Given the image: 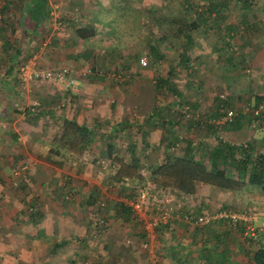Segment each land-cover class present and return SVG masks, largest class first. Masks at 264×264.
Instances as JSON below:
<instances>
[{
    "label": "crops",
    "instance_id": "0c3cea01",
    "mask_svg": "<svg viewBox=\"0 0 264 264\" xmlns=\"http://www.w3.org/2000/svg\"><path fill=\"white\" fill-rule=\"evenodd\" d=\"M3 1V10H0V162L10 163L11 157L8 155L14 154L21 159V170H28H25L24 174L17 171L13 177L4 174L3 180H0V264H81L76 262L80 256L82 260L86 259L85 264H87L86 257L92 250L91 234L88 233L90 230L87 226L93 217L92 215L87 217V212L81 216L82 213L78 210L81 209V205L86 211L97 209V195L103 198L104 190L100 179L102 174L100 176V173H96L97 171L87 166H79L81 157L78 158L79 160L74 158L70 162L66 161L64 166L61 162L64 156L53 154L52 141L56 140L61 133L63 117L97 130L104 124L108 126L112 124L113 121L111 122L108 118L114 119L119 114L116 102H119L121 98L117 95L119 93L117 87L107 79L100 81L95 76L86 77L81 73L82 68L86 66L80 67V65L87 62L89 58L96 57L99 50L107 55L108 50L101 47L106 39L109 43L117 42V38L122 36V41L127 42L122 34L124 25L122 22L125 21V17L120 15L123 14L122 12L129 14L132 20L128 22L129 28H138L139 22L134 16L136 13L139 14V10L131 4L132 0H42L39 8L48 11L50 16L35 24L27 11L32 0ZM126 7L128 9L123 10ZM32 8L35 7L32 6ZM244 10L241 13V21L221 23L218 24L219 27L216 26L204 33L207 36L216 35V38H212L213 42H209L214 48L222 42L235 38H237L236 43H240V40L249 42L251 46L249 51L244 50L239 59L230 54V59L226 60L233 64L234 61H239V67L249 65L251 78L249 92L255 95L256 102L260 101L264 104V6L249 5ZM231 23L232 26L229 25ZM128 26L126 25L127 28ZM76 27L92 32L78 36ZM219 29L221 33L209 34L212 30L217 32ZM229 32L232 35L237 34L230 38ZM124 43L116 44L125 45ZM214 48L210 50L217 51L218 48ZM108 53L113 59L117 57L122 61L128 60L126 56L114 55L111 51ZM122 55L126 54L122 52ZM33 57L37 58L40 65L44 67L57 69L67 66L72 71L77 85L75 91L71 93L73 100L67 102L64 108H60L62 96L50 83L36 82L27 87L20 85L16 73L17 66ZM222 59L220 58V61ZM207 66L209 67V64L206 62L203 66L205 74L208 71ZM217 66L215 64L213 69ZM90 68L93 67L90 66ZM229 68L227 70H230ZM230 72H222L227 82L224 87L234 85L237 83L236 77L244 76L232 70ZM117 73L119 77L124 74L121 70ZM244 73L247 74V72ZM253 75L257 80L253 78ZM234 78L235 81H232ZM117 80L120 82L121 79ZM212 88L215 87L203 83L200 90L203 94L210 95ZM111 96H114L116 100ZM227 97L220 98L219 101H226L228 107L235 109L240 105L236 101V95ZM247 97L249 94L246 93L245 99ZM243 98L239 99L243 100ZM140 100L141 97L138 101ZM37 106L40 112L34 114L31 110ZM239 108L241 110L242 106L240 105ZM239 114L240 112L237 115ZM242 131L241 127L236 126L232 130H219L217 133L220 138L229 143L246 144L247 142L244 143L239 135ZM228 132L231 135L226 138L223 133ZM58 155L60 160L53 158ZM74 155L78 157L81 154ZM82 157H84L83 153ZM24 162L26 165H23ZM65 173L72 176V178L68 177L73 180L70 187L77 194L74 203L69 204L68 208L66 203L62 206L65 207L64 209L59 206L62 203L53 193L68 190V185L64 184L62 178ZM17 185L20 187L17 188ZM107 194L106 192L105 195ZM31 198L35 204L37 203L41 213V219L36 223L29 220L23 205L24 201H29ZM70 212L76 214L77 218H71ZM110 213L109 210L104 209L103 221L115 220L113 217H116V214ZM185 232V228L179 226L176 236H173L174 239L184 238ZM106 235L109 236V233ZM171 248L174 250L176 246L161 247V252L164 254L162 253L163 255L159 258L157 256L159 261L157 264H175L177 259L184 263L188 251L181 250L184 254L173 260L170 257ZM7 250L17 254L16 260L13 259L15 256L12 257L13 260H10L11 256L7 253L2 255L1 252H7ZM227 264L241 263L231 258Z\"/></svg>",
    "mask_w": 264,
    "mask_h": 264
},
{
    "label": "rangeland",
    "instance_id": "374dc122",
    "mask_svg": "<svg viewBox=\"0 0 264 264\" xmlns=\"http://www.w3.org/2000/svg\"><path fill=\"white\" fill-rule=\"evenodd\" d=\"M221 1L222 0H132L131 4L139 10V14L136 13L134 16L136 17V21L139 22V27L134 29L129 28L128 24L130 23L128 22H132L131 18H129L130 15L120 11L123 13L120 16L125 17V21L122 22L124 24L122 27V34L124 40L126 38L127 42L124 43L122 41V36H120L117 38V42L111 41V43H109L106 39L104 44L101 45V47L103 46L106 48L105 50L113 52L114 55L120 54L121 56H126L128 60L122 61L117 57V59H113L108 51L106 52L107 55H105V52H100L101 50H99L96 57L93 59L89 58V61L87 60V62L80 65V67H94L95 70L91 68V72L87 74L86 77L95 76L98 77L100 81H104L105 79L109 80L112 85L117 87L119 91L117 95L121 100L116 102V105L118 104L119 114L114 119L108 118L111 122L113 121L112 124L109 126L104 124L95 131L98 137L88 149L83 151L84 157H82V154L75 157V155L69 152L62 153L64 158L61 159V162L64 166L66 161L70 162L74 160V158L78 159L81 157L79 166H87L89 169L97 171L96 173H100V176L102 174L100 179L102 180L101 184L104 190L102 197L105 201V206L97 210L86 211L81 205V209L78 210L79 213H82V216L87 212V217L91 215L93 217L95 212H102L103 215L104 209H106L111 212L110 214L113 212V214H116V203L123 202L128 206V202L138 200L139 193L142 190L150 195L148 198V200H150L148 201V219L137 216L138 214L136 215L135 212L130 209V214L124 215L123 217L116 215V217H113L115 220L111 221L106 219L104 224L98 228L93 223V220L89 218L91 222L88 224L87 228L90 230L88 233L91 234L90 241L92 243L90 246H92V250L90 255L86 257L87 264H157L159 262L158 258L163 255L161 253V247L171 246L170 241L173 235L166 232V237L158 236L157 239V236H155L153 239H149L152 248L151 250H145L142 246V243L146 241V238L143 237L146 232H144L145 225L147 222H151L150 220H152V218L157 217L159 211H166L168 207L169 211L176 208L174 213L171 214H178L179 212L177 216L179 218L182 208H180V205L190 207L191 210L198 212V214L204 213L210 214L211 216L235 214L241 218L244 223V231L242 235L237 233V242L234 243V241H232V245L227 247L230 252V259L232 258L235 261H239L246 257L243 247L241 249L237 247L239 244H242V239L245 234H252L253 236L259 235L264 242V189L247 184L239 191H228L201 183L195 195L180 198L178 197V193L173 190L169 192L168 189H157L153 187L148 178L149 165L161 162L167 154L181 155L186 141L190 140L194 142L195 147L200 143H208L214 136L213 132H209L204 126L199 128L194 123H192V126H189V121L182 118L179 124H176L172 129L178 136V139L175 141L174 145L169 146L160 143V137L166 134V130H164L161 123L156 124L154 127L142 126L144 117L151 111L150 108L152 104L155 103L160 106L165 103L172 104L176 101V98L172 97V95L156 94L154 88L155 79L158 76H165L170 65L174 66V80L182 92L183 100H191L198 104V107L193 109L198 119L206 120L208 117V111L206 110L217 108L219 99H223L220 95L225 96V98L226 96L235 97L236 95V101H238L241 106L243 104L253 105L256 103L255 95L249 92V81L251 79L249 77V65L247 66L246 64L239 67V61H234L238 67H233V63H228L226 60L228 58L230 59L229 55L210 50V48L214 47H212L209 42H213L212 38H216V35L207 36L200 27L197 30L189 32L192 36L193 44L189 47L186 44L187 40H185L184 34L187 24L199 20V13L203 10L207 12V6L211 8V4L221 3ZM250 1L253 7L264 6V0ZM241 2L242 0H226L228 7L225 4H222L224 6H219V8L223 10L224 16L221 18L217 17L216 21L223 24L226 22L241 21L240 17L242 16V11H245L244 8L246 9L249 7H245ZM186 4H188V7H186ZM126 9L128 8L126 7L123 10ZM213 11L217 13L215 10H212V12ZM247 12L249 13V9ZM215 13H212V18L215 16ZM131 15L133 16V13H131ZM212 18L209 20L210 23L213 21ZM216 33H221V29L217 32L212 30L209 34L212 35ZM236 34L237 33H234L233 35L235 36ZM231 37L232 36H230V38ZM235 39L230 40V42L232 46H237V51L234 55L239 59L243 51H249L251 46L249 42H241V40L240 43H236ZM116 43H124L125 45ZM151 44L158 48L157 55L150 53ZM183 46L186 47L185 49L189 48L190 69H188V71L178 63V55L184 50ZM118 47H120V49ZM254 47L255 46H253V48ZM216 48H218V46ZM223 49H226V47H223ZM253 51H255V48ZM122 52L126 55H122ZM247 55L249 56V54ZM142 57L146 61L145 65L140 62V58ZM220 58L223 59L220 61ZM206 62L209 64V67L207 66L208 71L205 74L203 66ZM215 64L218 66L216 69H213ZM228 67H230V70H227ZM115 69L121 70L124 74H122L121 77H117ZM231 70L232 72L244 76L236 77L237 83L234 85L230 84L229 87H224L227 82L225 77L222 76V72L231 73ZM244 72H247V74ZM253 78L257 80L254 75ZM117 79H121L120 82H118L119 80ZM232 81H235V78L232 79ZM219 82H221L220 85ZM203 83L215 87L211 89L210 95L203 94L200 90V88L203 87ZM20 85L22 84L20 83ZM246 93L249 94V97L245 99ZM140 97L141 100L138 101ZM111 98L115 99L114 96H111ZM228 98L229 97H227V99ZM239 98H243V100ZM240 105L236 107L237 112H240ZM250 122V119L245 121L242 120L241 128L243 131L239 133V135L244 143L252 142L254 144V149L264 153V123L259 122V125H251L252 123ZM140 124L142 129L139 128ZM215 134L219 135L217 131ZM223 135L229 138L231 133H223ZM109 145H113L111 151L114 152L116 156L126 161H130V153L134 152L137 155L140 160L138 163L139 171L144 176L142 181L135 179L132 182L124 184L123 187L112 185L111 179L113 178V172L116 170V167L109 165L110 161L107 156L109 153ZM199 155L195 156L201 159L202 157ZM8 156L11 157L10 163H4V161L0 162V180H3L4 174L13 177L17 171L24 174V171L28 170H21V159L19 156L14 154H9ZM53 158L60 160L59 155L57 157L53 156ZM23 165H26V162H24ZM67 165H69V163H67ZM68 177L72 178L69 173H65L62 176L63 182L66 181L67 183L65 185H68L69 182L71 184L73 181ZM133 189L134 192H132ZM106 192L108 193L107 196L105 195ZM20 193L22 194L21 191ZM60 194L61 192L59 191L57 197L58 201L62 203L59 204L60 207L68 203L66 206V208H68L69 204L74 203L75 193L72 194L74 197H71L72 199L69 198L67 201H62ZM165 197H167L168 200H166ZM157 198H160L161 201L157 202ZM179 198L180 201H178ZM156 202L160 204L159 207H157ZM32 204H34L33 201L29 202L26 200L23 202V205H26L28 209H31ZM62 208L65 209V207ZM25 214H29L28 210ZM69 215H71V218H77L76 214L72 212H70ZM124 218H126V220ZM132 218H134V220H132ZM205 228L206 227H203L201 229L207 233L206 230L209 229ZM107 233H109V236L106 235ZM110 234L112 236H110ZM188 237L190 238L189 235L180 238L186 248L190 247L187 245L189 243ZM191 245H193V251L189 253L190 256H188V254L186 255L184 263L179 262L177 259L175 264H200L197 258L199 252L197 242L191 243ZM170 251L171 255H174L178 250H173L171 248ZM8 255L11 256L10 260H16L17 254L14 252H10ZM13 256H15V258L12 259ZM164 259H166V257H164ZM230 259H228V261ZM83 260L80 256L79 260L75 261L85 264L86 259L83 258ZM221 263L227 264L228 262Z\"/></svg>",
    "mask_w": 264,
    "mask_h": 264
},
{
    "label": "trees",
    "instance_id": "16d2710c",
    "mask_svg": "<svg viewBox=\"0 0 264 264\" xmlns=\"http://www.w3.org/2000/svg\"><path fill=\"white\" fill-rule=\"evenodd\" d=\"M41 1L42 0H32V4H29L27 8L28 16L35 22V24L39 21L47 19L50 16L48 11H44L42 8H39ZM241 3L244 6L252 4L250 0H242ZM222 4L227 6L226 0H222L221 3L211 4V8L207 6V12H204L203 10L199 13V20L187 24L184 35L185 40H187L186 44L188 47L193 44L192 36L189 33L190 31L192 32L200 27L203 31H210L216 26L219 27L218 24L221 23H218L216 19L217 17L221 18L224 16L223 10L219 8ZM32 6L35 8H32ZM186 7H188V4H186ZM212 10H215L217 13L214 11L212 12ZM212 13H215L213 18L211 16ZM210 18L213 20L211 23L209 21ZM232 23L229 25L232 26ZM75 31L78 36H83L87 32H92L91 30L79 27H76ZM228 35L232 37L234 36L230 32ZM228 41L222 42L218 46L217 53L222 52L229 56L230 54L234 55L236 53L237 46H232L230 40ZM223 47H226V49H223ZM185 48L186 47L183 46L184 50H182L178 55V63L188 71V69H190V56L188 54L189 48ZM150 53L153 55L158 54V48L153 44L150 45ZM27 60L28 59L24 62ZM21 64L17 66V74ZM233 65L237 67L235 63ZM85 68H87V66ZM93 70H95L94 67ZM117 71L119 70L115 69V72ZM174 77V66L170 65L165 76H158L155 79L154 88L156 94H164L167 96L172 95V97L176 98L175 103H165L160 106L154 103L149 114L144 117L142 126L154 127L156 124L161 123L164 130H166V134L160 137V143L162 145L166 144L169 146L174 145L175 141L178 139V136L172 129L176 124H179L182 118L189 121V126H192V123L196 124L199 128L204 126L209 132H213L214 136L208 143H200L195 147L194 142L188 140L186 141L181 155L177 156L167 154L161 162L149 165L148 178L149 182L152 183V186L157 189H168L169 192L170 190H173L178 193V197L180 198L181 196L195 195L198 189L197 186L201 183L228 191H239L247 184L264 189V153L254 149V144L252 142L246 144H232L224 141L219 137V135L215 134L216 131L219 130H232L236 128V126L237 128L242 127V120L245 121L250 119V123H252L251 125H259V122L264 123V112L260 115L240 113L225 124H217L214 120L218 119L222 115L223 108L228 107V103L226 101H219L220 105H218L216 109L206 110L208 111V117L206 120L198 119L193 110L198 107V104L191 100H183L182 92L177 86ZM72 100L73 99H71V101ZM259 103L261 102L257 101L253 105H258ZM65 105L60 104V108H64ZM31 111L34 112V114H39L40 112L38 110V106ZM15 112H18V110H15ZM139 128L142 129L141 124ZM95 131V128L93 130L86 125L77 123L73 119L63 117L61 133L57 139L55 138L56 140L52 141L53 154L62 155L64 152H69L72 155L82 154L83 151L88 149V147L96 141L98 135ZM112 149L113 145H109V153L107 154L109 157L108 160L110 161L109 165L116 167V170L113 172V178L111 179L112 185H119L123 187L124 184L132 182L135 179L142 181L144 176L139 171L138 163L140 160L133 150V153H130V161H126L116 156V154L111 151ZM61 150H63V152H60ZM195 155H199L202 158H196ZM64 184H67L66 181H64ZM19 185L22 186L21 184ZM19 185H17V187H20ZM132 192H134V189ZM61 193L62 201H67L69 198L74 197L72 195L74 193V195L77 194L76 191L70 187V182L68 184V190H64V192ZM23 194H25V192ZM26 194H28V192H26ZM53 194L55 195V198H57L59 192H57V194ZM100 197L99 194L96 197L97 209L105 206L104 199ZM180 198L178 201H180ZM30 201L34 202L32 198L29 202ZM101 203H103V205ZM34 204H32L31 209H28L25 205V211L27 212L28 210L29 214L27 216L32 223H36L41 219V213L37 207V203L35 205ZM180 208L181 215L179 218L177 217L179 212L178 214H171L176 210V208H173L170 210L171 215L169 219L164 223L160 222L154 230L157 239L158 236L166 237V232L176 236L179 226L185 228V234L190 236V238L188 237L189 243L187 245L190 246L188 248L183 245L184 243H182L181 239H177V237L174 239V237L171 236V246L175 245L178 253L176 252L174 255L170 254V257L175 260L177 256L184 254L181 250H187L188 254L192 253L193 245H191V243L197 242L199 251L197 255L199 260L198 263L222 264L221 262H228L230 252L227 247L232 245V241H234V243L237 242V233L242 235L244 231V223L241 218L235 214H223L220 217L217 216L212 219L208 224L197 225L194 224V221L197 216L204 213L198 214V212L191 210L190 207L182 205H180ZM130 209L131 208L126 206L123 202L116 203V215L119 217L130 214ZM100 213L95 212L92 219L93 223L98 228L104 224V216L102 215V212ZM124 219L126 220V218ZM132 220H134V218H132ZM203 227H206L205 229H209L206 230L207 233L202 231L201 228ZM143 237L146 238L147 241L148 238L146 232ZM237 247L240 249L243 247L246 254V257H244L243 260H239L241 264H264V242L261 240L259 235L253 236L252 234H245L242 239V244H239ZM10 251L11 250H7V252L2 251L1 253L2 255L3 253L8 254ZM161 253L164 254V252Z\"/></svg>",
    "mask_w": 264,
    "mask_h": 264
},
{
    "label": "built area",
    "instance_id": "2783aa9c",
    "mask_svg": "<svg viewBox=\"0 0 264 264\" xmlns=\"http://www.w3.org/2000/svg\"><path fill=\"white\" fill-rule=\"evenodd\" d=\"M4 1L0 0V10L3 9ZM1 17V16H0ZM141 64L145 65L146 61L142 57L140 58ZM91 72V68H82L81 73L83 75H87ZM19 82H21L22 86H30L32 83L36 82H48L50 83L56 91L62 96V100L60 101L61 105H65L67 102L71 101V93L75 91L77 80L73 76L72 71L69 67H61V68H48L43 67L37 62L36 58L28 59L26 62L22 63L19 66L18 75H17ZM117 77H119L117 75ZM221 97L224 99L225 97L221 95ZM264 112V104L259 103L258 105H248L243 104L242 108L240 110V113L242 114H248L252 113L253 115H260ZM239 112L235 108L232 107H226L222 109V115L214 120L217 124H225L229 121H231ZM150 195H148L145 191H141L139 193V198L136 201H130L128 202V206L135 212V214L142 218L148 219V198ZM153 197V196H152ZM166 200L167 197H165ZM154 199V198H153ZM156 201H161L160 198H157ZM156 202V203H157ZM103 205V203H101ZM160 204L157 203V207H159ZM170 211L169 207L166 211H159L157 217L152 218L150 220L151 222H147L145 225V231L148 240L143 244L144 249L151 250L152 246L149 241V239H153L155 237V227L160 222H166L170 217ZM222 216L221 214L218 215V217ZM217 216H211L209 214H200L197 216L196 220L194 221V224L197 225H204L208 224L212 219L216 218ZM151 252V251H150Z\"/></svg>",
    "mask_w": 264,
    "mask_h": 264
},
{
    "label": "clouds",
    "instance_id": "9594fccd",
    "mask_svg": "<svg viewBox=\"0 0 264 264\" xmlns=\"http://www.w3.org/2000/svg\"><path fill=\"white\" fill-rule=\"evenodd\" d=\"M114 15V14H113Z\"/></svg>",
    "mask_w": 264,
    "mask_h": 264
}]
</instances>
